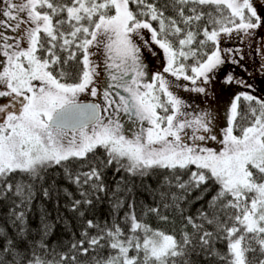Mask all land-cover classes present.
<instances>
[{
    "label": "snow or ice",
    "instance_id": "obj_1",
    "mask_svg": "<svg viewBox=\"0 0 264 264\" xmlns=\"http://www.w3.org/2000/svg\"><path fill=\"white\" fill-rule=\"evenodd\" d=\"M169 9L175 15H166ZM262 27L254 0H0V199L26 208L34 182L60 168L77 187L72 210L79 211L108 192L109 167L130 177L155 176L151 191L159 200L147 213L162 221L169 219L165 211L178 214L180 239L142 222L131 201L121 218L127 231L115 220L111 226L88 220L72 248L115 251L95 264H190L197 249L217 264H264V97L248 79L225 71L229 63L243 68L242 57L221 47L224 36L250 38ZM259 48L264 59V42ZM94 49L103 50L102 65ZM145 53L162 54L159 69L147 65ZM218 82L238 90L219 135L212 112L191 108L176 93L183 88L208 97ZM82 94L103 104L81 102ZM122 116L138 130L129 135ZM213 187L207 207L185 215L190 194L199 191L202 200ZM127 191L117 185L111 193L114 213ZM25 216L8 214L14 235L0 225V264H78L75 255L45 260L43 238L26 243Z\"/></svg>",
    "mask_w": 264,
    "mask_h": 264
},
{
    "label": "trees",
    "instance_id": "obj_2",
    "mask_svg": "<svg viewBox=\"0 0 264 264\" xmlns=\"http://www.w3.org/2000/svg\"><path fill=\"white\" fill-rule=\"evenodd\" d=\"M167 0H160V3H166ZM166 15L173 16V11L166 10ZM256 40H254V43ZM244 48V45L242 46ZM94 59L101 64L97 57ZM262 57H259V62H264ZM228 65V64H227ZM226 67V66H225ZM251 67H247L248 70L241 69L242 75H247ZM251 73L256 74V70L260 71V67H252ZM223 73H221L222 75ZM254 77V75H253ZM101 79H103V71ZM256 82H259L258 75L254 77ZM258 89H252L253 93L262 92L264 97V85L263 80H260ZM258 90V91H257ZM229 88L221 87L218 82L215 85V94L210 93L212 102H218L223 104V101H230L231 97L228 96L227 92ZM256 93V94H257ZM86 94H82L80 99L86 98ZM97 99V98H93ZM237 134H239L237 132ZM102 156V151L99 154ZM76 165H73L75 168ZM187 179V176L184 177ZM104 181L108 185L107 193H98L100 197L97 199L93 196L92 199L95 201L93 205H84L79 211L72 210V200L80 199V194L77 191L76 185L70 183L64 178L62 169L52 168L47 171L46 177L43 181H35L33 196L31 202L26 208L14 209L12 200L0 199V225L5 228V231L9 235H14L17 232V227H14L12 221L8 219V214L13 210L26 212L25 225L26 235L24 241L26 243L38 242L43 238V243L46 245V250L40 254L45 260H59L60 255H64L66 258H71L75 255L77 257L78 264H95L96 259H106L109 255H115V251L109 247L103 249L90 250L89 253L84 254L82 252H76L72 248V245L79 242L82 238V234L86 228V222L93 220L94 222L104 225L107 223L109 226L112 225L113 220L121 224V227L127 231V225H125L121 218L127 211V203L134 201L136 208V215L142 219V222L146 223L150 228L154 230H160L167 234L174 235L177 239L181 238V230L183 227V221L178 214L173 212L165 211V215L169 216L167 221L160 220L154 214L147 213V206H156V201L159 200V195L155 196L152 194V189L157 188L158 180L155 176L139 178L130 177L124 172H116L115 167H109L105 170ZM117 185L122 187H128L131 191L120 192V196L125 201L124 206L117 212H113L112 209V197L111 193L116 190ZM44 189H49L50 194L44 195ZM215 187L208 193L207 196L202 200H197L196 197L200 195L199 191H193L190 194L189 199L192 201L185 205V215L196 216L197 210L201 206L207 207V201L215 193ZM71 193V196L69 195ZM5 195H8L5 193ZM16 200V204H19V199L15 196L12 197ZM83 213V215H81ZM14 219V218H13ZM48 226L47 234L44 233V226ZM212 228L209 227V231ZM91 235H96L97 229L88 230ZM188 231H192L189 227ZM142 235V234H141ZM101 243H106L102 241ZM87 247V245H85ZM25 244L20 245L21 251H24ZM216 248L221 252L226 251V243L224 241H217ZM135 252L130 251L129 255H135ZM95 258V259H94ZM188 259L190 264H217V261L212 257L200 252L197 249L196 252L190 253Z\"/></svg>",
    "mask_w": 264,
    "mask_h": 264
},
{
    "label": "rangeland",
    "instance_id": "obj_3",
    "mask_svg": "<svg viewBox=\"0 0 264 264\" xmlns=\"http://www.w3.org/2000/svg\"><path fill=\"white\" fill-rule=\"evenodd\" d=\"M254 6L257 8L258 13L264 17V0H254ZM146 32V30H145ZM254 40L256 42L254 43ZM264 42V27L256 29L253 31L252 36L250 38H245L242 33H233L231 38L224 36L222 37V48L226 49H238L240 55L237 57V59H242L240 60L241 64L243 65V68L233 65L229 63L225 67V71H233L237 76H243L245 79H248L249 82L253 85L254 89H258L260 80H263V85H264V71H258L257 75L259 77V82H256L254 77H256V74L251 73L252 67H260V65L264 62H259V57H261L260 53V48L259 46L261 43ZM244 45V48L242 47ZM96 53L98 54L97 57L101 62V65L103 64V55H102V49H94ZM157 51H159L157 49ZM147 57V65L151 67L153 71L157 70L160 68L162 62H163V56L162 54L159 56V58L154 57L148 53L144 54ZM95 58V57H94ZM264 61V60H263ZM247 67H251L250 71L248 72L247 75H242L240 73L241 69L248 70ZM254 75V77H253ZM223 76V74L221 75ZM103 79H107V72L103 71ZM174 79V78H171ZM183 84H189L188 81H182ZM221 85V84H220ZM222 87V86H221ZM238 91L235 88L229 89L227 92L228 96L231 97L230 101L227 103V101H223V104L218 103V102H212V97H210V94L208 97H205L203 95L197 94V93H192V92H187L183 88H178L176 89V93L181 96L186 103H188L191 108H195L197 110H208L213 113L215 116L214 120V127L217 131V134L219 135L221 132V129H223L226 126V114H227V109L229 107V104L233 98V95L235 92ZM258 91V90H257ZM257 93V92H256ZM258 97H262V92H259L256 94ZM86 98H82L83 100H93L94 97H91L90 95L86 94ZM205 99V100H203ZM95 100V99H94ZM97 102L103 104V100L101 99H96ZM122 122L125 124L126 128L131 129L129 132V135L137 131L135 127L132 125L131 119L126 118L125 116H122ZM137 125V124H136ZM211 146L214 148H220L222 147L221 145L217 144L216 142H211Z\"/></svg>",
    "mask_w": 264,
    "mask_h": 264
},
{
    "label": "water",
    "instance_id": "obj_4",
    "mask_svg": "<svg viewBox=\"0 0 264 264\" xmlns=\"http://www.w3.org/2000/svg\"><path fill=\"white\" fill-rule=\"evenodd\" d=\"M81 102H84V103H88V102L96 103V101H94V100H81Z\"/></svg>",
    "mask_w": 264,
    "mask_h": 264
},
{
    "label": "flooded vegetation",
    "instance_id": "obj_5",
    "mask_svg": "<svg viewBox=\"0 0 264 264\" xmlns=\"http://www.w3.org/2000/svg\"><path fill=\"white\" fill-rule=\"evenodd\" d=\"M125 117L128 118L127 116H125ZM131 121H132V119H131ZM132 125L135 127L136 130H138V126L136 124H134L133 121H132Z\"/></svg>",
    "mask_w": 264,
    "mask_h": 264
}]
</instances>
